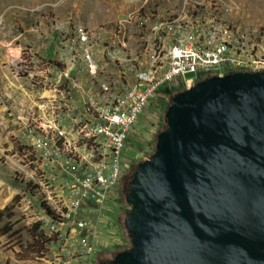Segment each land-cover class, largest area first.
<instances>
[{"label":"rangeland","instance_id":"1","mask_svg":"<svg viewBox=\"0 0 264 264\" xmlns=\"http://www.w3.org/2000/svg\"><path fill=\"white\" fill-rule=\"evenodd\" d=\"M182 2L0 0V210H4L0 217V264H98L102 257L110 259L130 245L123 226L126 183L135 164L153 152L155 135L165 124L163 114L169 97L183 88H167L149 102L120 152L118 180L103 200L88 196L77 206L73 205V187L75 177L81 175L69 162L66 150L55 152L50 132L39 136L32 117L34 99L49 94V85L42 83L64 66L76 26L92 31L104 28L109 40L110 32L132 10H173ZM217 2L221 19L264 50V0ZM211 6L206 3V12H213ZM131 25L124 23L130 43L135 40ZM62 119V128L68 130V119ZM73 146L79 163L83 159L78 151L83 146L80 142ZM42 202L54 210L56 220L46 215ZM40 233L50 239L41 250Z\"/></svg>","mask_w":264,"mask_h":264},{"label":"water","instance_id":"2","mask_svg":"<svg viewBox=\"0 0 264 264\" xmlns=\"http://www.w3.org/2000/svg\"><path fill=\"white\" fill-rule=\"evenodd\" d=\"M123 192L130 245L98 264H264V69L173 93Z\"/></svg>","mask_w":264,"mask_h":264},{"label":"built area","instance_id":"3","mask_svg":"<svg viewBox=\"0 0 264 264\" xmlns=\"http://www.w3.org/2000/svg\"><path fill=\"white\" fill-rule=\"evenodd\" d=\"M206 3L213 12H206ZM217 6V0H183L173 10L138 7L109 40L104 28H74L64 66L42 83L49 94L35 98L32 109L39 136L50 132L55 152L66 150L81 175L75 177L74 206L88 196L105 198L120 176L118 158L129 132L163 90L189 87L205 75L264 69L263 48L224 22ZM124 23L132 24L131 43ZM187 74L191 78L184 79ZM65 118L68 130L62 128ZM75 142L83 146L79 163Z\"/></svg>","mask_w":264,"mask_h":264},{"label":"trees","instance_id":"4","mask_svg":"<svg viewBox=\"0 0 264 264\" xmlns=\"http://www.w3.org/2000/svg\"><path fill=\"white\" fill-rule=\"evenodd\" d=\"M128 187V181L126 183V188ZM41 207L42 209L44 210V212L46 213L47 216H49L52 220H56L58 217H56L55 213H54V210L47 204L45 203H41ZM3 213H4V210H0V217L3 216ZM38 225V222H36L35 224H33V228L36 230V227ZM34 235V234H33ZM40 239H41V244L39 246L40 250L43 249V245L45 243H48L50 241L49 238L47 237H42V234L40 233Z\"/></svg>","mask_w":264,"mask_h":264},{"label":"flooded vegetation","instance_id":"5","mask_svg":"<svg viewBox=\"0 0 264 264\" xmlns=\"http://www.w3.org/2000/svg\"><path fill=\"white\" fill-rule=\"evenodd\" d=\"M171 89H173V90H171ZM171 89H170L171 91H174V90L179 89V87H176V88L172 87ZM108 259H109L108 257H102V258L98 261V263L103 262V261H107Z\"/></svg>","mask_w":264,"mask_h":264}]
</instances>
